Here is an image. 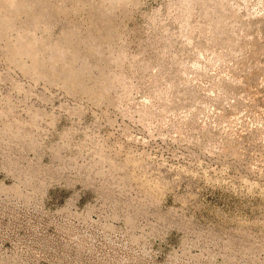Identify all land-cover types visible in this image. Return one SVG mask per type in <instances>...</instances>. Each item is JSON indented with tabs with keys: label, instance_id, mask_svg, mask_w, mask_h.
<instances>
[{
	"label": "rangeland",
	"instance_id": "rangeland-1",
	"mask_svg": "<svg viewBox=\"0 0 264 264\" xmlns=\"http://www.w3.org/2000/svg\"><path fill=\"white\" fill-rule=\"evenodd\" d=\"M0 264H264V0H0Z\"/></svg>",
	"mask_w": 264,
	"mask_h": 264
},
{
	"label": "bare ground",
	"instance_id": "bare-ground-1",
	"mask_svg": "<svg viewBox=\"0 0 264 264\" xmlns=\"http://www.w3.org/2000/svg\"><path fill=\"white\" fill-rule=\"evenodd\" d=\"M224 5V4H223ZM225 6V5H224ZM220 12H223L224 10L218 9ZM226 18L228 19L227 15L225 13L222 14L221 18L219 19L220 21L216 23V26L221 25L222 23H224L226 20Z\"/></svg>",
	"mask_w": 264,
	"mask_h": 264
}]
</instances>
